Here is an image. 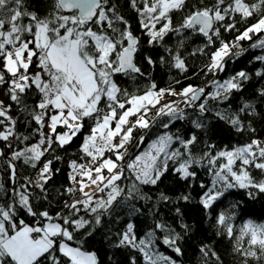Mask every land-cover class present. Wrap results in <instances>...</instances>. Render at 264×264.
<instances>
[{
  "label": "snow or ice",
  "instance_id": "obj_1",
  "mask_svg": "<svg viewBox=\"0 0 264 264\" xmlns=\"http://www.w3.org/2000/svg\"><path fill=\"white\" fill-rule=\"evenodd\" d=\"M129 3L150 47L163 45L170 33L181 37L175 51L165 47V52L171 66L184 72L187 67L179 48L183 47L186 34H199L206 39L204 46L197 49L201 54L220 42L205 66L207 72L215 74L225 70L226 59L243 54L245 50L239 42L264 33V0H212L200 5L190 4V0ZM175 13L182 14L178 25L173 22ZM253 18L255 23L248 24L234 41L221 39V29L239 31L238 23ZM253 47L264 48V39ZM140 51L141 37L134 34L128 20L110 0H51L50 10L44 15L30 10L29 0H0V87L6 86L10 101L27 111L31 118L28 123L35 122L34 131L39 136L36 143L29 144L31 137L17 131L18 119L12 115V103L6 105L0 100V158L10 172L11 185L5 188L0 182V264H100L96 252L86 250L83 241L77 239L78 234L85 230L84 234L92 235L104 217L122 203L139 211L131 202L151 199L143 186L157 185L170 165L182 180H195L196 168L206 169L210 186L200 183L205 189L200 203L206 210L233 190H246L252 198L264 194V139L252 138L231 148L217 149L214 143L200 141L195 132L185 137L179 129L171 131L177 120L188 118L186 109H193L198 113L191 121L195 129L205 130L209 123L207 114L212 112L238 133H255L256 129L244 121V113L255 114L253 104L245 103L235 111L209 106L210 100L217 104L228 101L234 91L242 90L249 75L240 71L223 81L215 79L211 92L188 85L177 93L171 86L158 89L151 81L139 94V88L132 92L121 88L116 77L121 75L135 82L144 76L137 60ZM256 59L264 61V56ZM144 60L155 67L151 56L145 55ZM159 62L165 63L164 55ZM257 76H264V72H257ZM33 90L39 100L28 111L24 97ZM260 94L264 96V89ZM166 95L182 99L161 104ZM164 117H168L167 121ZM87 120L93 121V126L80 151L81 160H90L70 162L69 179L75 187L65 190L69 194L79 192L80 198L64 203L67 212L52 215L48 210H34V189H39L47 200L46 185L59 169L54 171L53 160L47 159L35 178H25L20 183L16 162L37 168L46 154L69 145ZM158 121L163 131L146 150L130 156L128 146L133 142V133L150 130ZM58 127L66 130L59 132ZM144 140L141 135L137 147ZM93 186L92 192L85 191ZM159 199L167 201L169 197L161 193ZM178 199L188 201L190 195ZM238 207L239 202L232 205V209ZM21 211L34 219L27 222L20 217ZM176 212L180 214V209ZM235 216L236 212L230 211L217 217L218 227L229 238L235 235ZM181 228L183 234L157 221L140 238L135 224L128 222L125 230L116 234L115 246L139 252L144 264H178L157 250L156 234L159 230L163 244L181 256L180 242L188 225L181 224ZM234 250L244 257L243 264H249L250 259L264 264V223L247 220L239 229ZM200 251L207 257L211 249L203 246ZM212 255L219 261L215 252ZM131 264H137L135 257Z\"/></svg>",
  "mask_w": 264,
  "mask_h": 264
},
{
  "label": "trees",
  "instance_id": "obj_2",
  "mask_svg": "<svg viewBox=\"0 0 264 264\" xmlns=\"http://www.w3.org/2000/svg\"><path fill=\"white\" fill-rule=\"evenodd\" d=\"M212 0H190V4L200 5L207 4ZM110 3L117 5L119 12L124 15L132 27L134 34L141 37V51L137 55L138 63L144 72V76L138 77L135 82L130 81L121 75H117L116 81L121 88H127L130 92L139 88L142 94L146 86L154 81L158 89H166L174 87L176 91L193 85L194 87H204L208 92L213 91L212 81L215 79L225 80L236 75L240 71H244L249 75V79L243 82L242 90L234 91L228 101L223 104H217L215 101H209L211 108H230L235 111L243 104L251 103L255 106V114L244 113L245 124H251L256 129L255 133L245 131L243 133L236 132L230 125L224 121L218 120L212 112L207 114L208 126L205 130L195 129L191 121L195 119L198 113L193 109H186L188 118L186 120H177L171 127V131L177 129L187 137L188 134L195 132L200 141L214 143L217 149L225 146L231 148L234 145L243 144L252 138L264 139V96L260 94V90L264 89V76H257V72H264V61L256 59V57L264 56V48L253 47L258 44L260 39H264V33L252 36L251 40L239 42L240 47L244 49L242 55L226 59L225 70L215 74L207 72L205 67L210 63V53L219 48L220 42L205 49V53L201 54L197 49L204 46L206 39L199 34H186L183 47L179 48L182 58L185 60L187 71H181L171 66L170 58L165 52V47L174 51L178 48V42L181 37L175 34H169L165 37L163 45H148V38L142 33L137 13L130 6L129 0H110ZM30 10L37 11L40 15H44L50 10L51 0H29ZM181 13H175L173 16L174 24L178 25L181 20ZM237 19H239L237 17ZM251 23H255V18L249 19L246 23H238L239 31L225 32L221 29V39L224 41H234L236 36ZM236 51V49H233ZM193 52H196L193 55ZM151 56L156 61L155 67L149 66L144 60V56ZM165 56V63L161 64L159 58ZM179 81V83H177ZM1 88V87H0ZM6 94L5 104L12 103V115L18 119L17 131L20 134L30 136L29 144L36 143L39 136L35 133L37 125L35 122L28 123L31 119L27 111H21L20 107L10 101L6 86L2 87ZM177 96L166 95L162 99V104L169 100H176ZM182 99V98H179ZM39 96L34 90L27 93L24 97V104L30 111ZM183 106V105H181ZM155 112V109H153ZM167 121L168 117L163 118ZM160 122L150 130H137L133 133V142L128 146L130 156H134L139 152L146 150L148 144L163 131L159 127ZM93 121H85V127L76 137L73 138L69 145L64 148L56 147L55 152L46 154L37 168L17 161V181L23 183L25 178H35L38 168L47 159L53 160V170L55 172L52 179L46 185L47 200L43 199L39 189H34L35 202L34 210H48L50 214L55 215L57 212H67L64 203L71 202L72 199L80 194L76 192L69 194L65 190L69 187H75L69 179L71 169L69 167L72 160L79 163H88L90 158L85 157L81 160L83 153L80 151L84 137L90 133ZM63 127H58L57 131H65ZM48 132L47 127L44 128ZM145 136L144 143L137 147L139 137ZM24 145H20L23 147ZM203 147V144L200 145ZM0 147L3 143L0 142ZM111 155L110 153H106ZM61 157L56 160L55 157ZM197 177L195 180H182L179 174L174 173L170 165L169 171L161 178L155 186H143V191L151 197L149 200H135L131 204L139 211H133L129 203H122L114 207L109 216H105L102 224L95 228L92 235L88 236L85 230H81L77 239L83 241L84 248L88 251L96 252L100 264H131V258L135 257L137 264H144L142 254L128 248H117V233L125 230L126 224L132 222L135 224L138 237L144 238L146 233L154 227L157 221H163L174 228L177 232L182 233L181 224L188 225V232L184 235V239L180 242L183 255H176L168 246L163 244V236L157 230L156 247L157 250L165 255L171 256L177 260L178 264H243L244 257L238 254L234 248L236 245V237L239 236L240 227L249 219L258 223H264V194H256L255 198L249 197L246 190H233L228 196L217 201L212 208L205 209L200 203V198L205 189L200 187V183L210 186L211 177L207 174L206 169L196 168ZM9 170L5 167L3 158H0V182H3L5 188L11 187L9 181ZM107 191V190H106ZM163 193L169 197L167 201L160 200V194ZM182 195H190L188 201L178 199ZM2 202V201H0ZM239 202L237 209H232V205ZM180 209L177 214L176 209ZM235 211L236 216L232 221L235 229V235L229 238L224 229L217 225V217L221 212ZM83 215V213H81ZM20 217L27 222H31L34 218L28 216L21 211ZM88 218V217H86ZM183 234V233H182ZM208 246L211 251L207 257L203 255L200 248ZM246 246V245H245ZM215 252L219 256L212 255ZM249 264H258L255 260H249Z\"/></svg>",
  "mask_w": 264,
  "mask_h": 264
},
{
  "label": "rangeland",
  "instance_id": "obj_3",
  "mask_svg": "<svg viewBox=\"0 0 264 264\" xmlns=\"http://www.w3.org/2000/svg\"><path fill=\"white\" fill-rule=\"evenodd\" d=\"M181 90H179V91H177V93H179ZM178 98H176V100H179V98H181V97H179V96H177ZM0 100H3L4 102H5V100H6V94H5V91L3 90V88L1 87L0 88ZM172 101H174V100H169V101H167V102H164V103H169V102H172ZM163 103V104H164ZM161 104H162V100H161ZM158 107H159V105H158ZM133 119H135V118H133ZM94 190V186L93 187H91V188H86L85 189V191H89V192H92Z\"/></svg>",
  "mask_w": 264,
  "mask_h": 264
},
{
  "label": "built area",
  "instance_id": "obj_4",
  "mask_svg": "<svg viewBox=\"0 0 264 264\" xmlns=\"http://www.w3.org/2000/svg\"><path fill=\"white\" fill-rule=\"evenodd\" d=\"M80 196H81V194H79V195L76 197V199L80 198Z\"/></svg>",
  "mask_w": 264,
  "mask_h": 264
}]
</instances>
